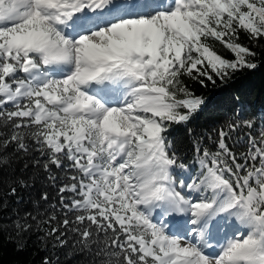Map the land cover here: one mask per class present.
Returning a JSON list of instances; mask_svg holds the SVG:
<instances>
[{"label": "snow or ice", "instance_id": "snow-or-ice-1", "mask_svg": "<svg viewBox=\"0 0 264 264\" xmlns=\"http://www.w3.org/2000/svg\"><path fill=\"white\" fill-rule=\"evenodd\" d=\"M241 32L264 38V0H0V173L32 151L48 180L69 173L62 216L49 203L12 221L17 250L35 222L54 249L71 235L85 264H264V128L239 153L227 141L240 125L220 129L188 179L169 139L205 103L185 77L257 67Z\"/></svg>", "mask_w": 264, "mask_h": 264}, {"label": "trees", "instance_id": "trees-1", "mask_svg": "<svg viewBox=\"0 0 264 264\" xmlns=\"http://www.w3.org/2000/svg\"><path fill=\"white\" fill-rule=\"evenodd\" d=\"M239 42L256 52L255 69H242L225 80L214 77L215 83L205 81L206 86L184 78L191 90L205 100L202 109L188 124L172 125L170 129L169 139L179 154L186 158L190 174L198 170V164L194 162L196 158L194 148L197 145L201 148H213L220 129L227 130V126L232 122L240 125L235 132L230 133L231 139L227 141L232 145L239 140L235 143L234 149L239 153L244 150L248 134L258 136L260 130L264 128V38L251 41L247 34L241 32ZM217 45L226 58H234L218 42ZM249 119L255 124L252 129L244 126V121ZM9 158L12 160L10 170L0 173V264H43L45 257L54 264H85L88 257L78 251L79 245H75L76 250L73 249L75 241L71 235L68 245L54 249L50 240L40 238L43 233L36 231L35 222L33 231L24 238L26 247L22 251L17 250L18 240L15 232L11 230L12 221L18 218V214L25 212H32L35 215L37 207L42 213L51 212L49 203H56L59 209L58 188L69 173L53 166L51 173L59 178L54 183L47 179L48 173H45L42 167L45 158L38 152L15 155L10 153ZM36 160H40L41 163L36 164ZM178 175L181 176L182 173L178 172ZM14 180L24 181L26 186L14 184ZM12 186L17 188L15 196L8 194ZM44 192L48 193V201L40 199ZM57 215L62 216L63 209H59Z\"/></svg>", "mask_w": 264, "mask_h": 264}, {"label": "bare ground", "instance_id": "bare-ground-1", "mask_svg": "<svg viewBox=\"0 0 264 264\" xmlns=\"http://www.w3.org/2000/svg\"><path fill=\"white\" fill-rule=\"evenodd\" d=\"M176 215H178L179 216V224H183L184 223V221L186 220L185 219V216H183V215H180V214H176ZM235 222V221H234ZM236 223V222H235ZM187 227V226H186ZM173 230H175V228H173ZM232 231H234L235 229L233 228V229H231ZM223 236V233H221V237ZM217 250V249H216Z\"/></svg>", "mask_w": 264, "mask_h": 264}, {"label": "rangeland", "instance_id": "rangeland-1", "mask_svg": "<svg viewBox=\"0 0 264 264\" xmlns=\"http://www.w3.org/2000/svg\"><path fill=\"white\" fill-rule=\"evenodd\" d=\"M191 175L190 173H182L181 177L184 179H188V176ZM185 219H187V217L185 216ZM232 223H235L234 221H232ZM187 227H191V225H186ZM235 231V230H234ZM190 238V237H189ZM218 251V249H217Z\"/></svg>", "mask_w": 264, "mask_h": 264}]
</instances>
